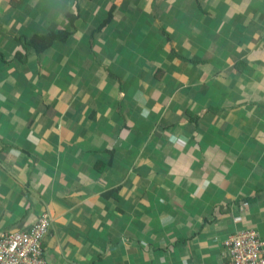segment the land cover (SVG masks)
Segmentation results:
<instances>
[{
    "label": "crops",
    "instance_id": "0c3cea01",
    "mask_svg": "<svg viewBox=\"0 0 264 264\" xmlns=\"http://www.w3.org/2000/svg\"><path fill=\"white\" fill-rule=\"evenodd\" d=\"M43 216L49 264L264 241V0H0V231Z\"/></svg>",
    "mask_w": 264,
    "mask_h": 264
},
{
    "label": "built area",
    "instance_id": "2783aa9c",
    "mask_svg": "<svg viewBox=\"0 0 264 264\" xmlns=\"http://www.w3.org/2000/svg\"><path fill=\"white\" fill-rule=\"evenodd\" d=\"M241 222L242 218L235 219V223ZM50 231L48 216L27 231H0V264H49L43 240ZM223 246L230 254L228 264H264V241L253 230L232 234Z\"/></svg>",
    "mask_w": 264,
    "mask_h": 264
},
{
    "label": "trees",
    "instance_id": "16d2710c",
    "mask_svg": "<svg viewBox=\"0 0 264 264\" xmlns=\"http://www.w3.org/2000/svg\"><path fill=\"white\" fill-rule=\"evenodd\" d=\"M62 35H63L62 33H59L58 35H54L53 38H52V40H55V41H56V40H58V38H60V36H62ZM68 36H69V35L66 34L65 37H64V39H66ZM47 46H48V45H45V47L42 48V51H44L45 49H47Z\"/></svg>",
    "mask_w": 264,
    "mask_h": 264
}]
</instances>
